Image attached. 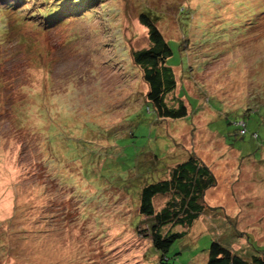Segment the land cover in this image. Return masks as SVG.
I'll list each match as a JSON object with an SVG mask.
<instances>
[{
    "label": "rangeland",
    "instance_id": "374dc122",
    "mask_svg": "<svg viewBox=\"0 0 264 264\" xmlns=\"http://www.w3.org/2000/svg\"><path fill=\"white\" fill-rule=\"evenodd\" d=\"M142 12L183 119L145 100ZM190 153L214 176L210 211L164 263L205 264L211 242L264 253V0H0V264H160L135 231L139 193Z\"/></svg>",
    "mask_w": 264,
    "mask_h": 264
},
{
    "label": "trees",
    "instance_id": "16d2710c",
    "mask_svg": "<svg viewBox=\"0 0 264 264\" xmlns=\"http://www.w3.org/2000/svg\"><path fill=\"white\" fill-rule=\"evenodd\" d=\"M48 8L47 12L50 11V18L53 19L54 9L49 6ZM42 15L46 17L48 14ZM138 21L147 30L149 46L132 51L129 55L132 64L140 70L142 81L147 87L145 100L158 120L183 119L188 115L187 108L181 102L174 108L168 106L165 101L177 86L175 75L167 65L172 50L154 21L145 12L140 13ZM249 110V113L244 111L247 117L253 112L252 107ZM235 126L236 135L243 140L247 135L246 123L240 120ZM250 137L251 140H257L258 134L252 132ZM215 185L211 170L194 153H190L183 158L174 159L161 180L140 190L137 206L141 221L135 231L160 253V264H165L163 259L170 247L184 238L202 214L210 211L205 205L204 196ZM159 199L164 200V203L156 207L155 202ZM166 227L169 228L168 231L165 230ZM176 227L182 231L171 232ZM162 230H165V233L162 234ZM205 264H264V253L256 252L251 257L242 258L221 244L211 242Z\"/></svg>",
    "mask_w": 264,
    "mask_h": 264
}]
</instances>
